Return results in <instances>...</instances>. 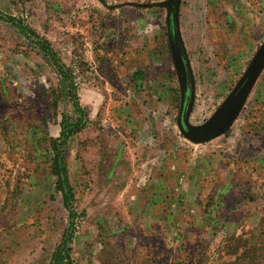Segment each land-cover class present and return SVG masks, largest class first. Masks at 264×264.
Returning <instances> with one entry per match:
<instances>
[{
    "label": "rangeland",
    "instance_id": "obj_1",
    "mask_svg": "<svg viewBox=\"0 0 264 264\" xmlns=\"http://www.w3.org/2000/svg\"><path fill=\"white\" fill-rule=\"evenodd\" d=\"M0 14L70 70L0 20V264H50L71 221L74 264H264V0H0ZM75 95L71 220L51 144L81 118Z\"/></svg>",
    "mask_w": 264,
    "mask_h": 264
},
{
    "label": "trees",
    "instance_id": "obj_2",
    "mask_svg": "<svg viewBox=\"0 0 264 264\" xmlns=\"http://www.w3.org/2000/svg\"><path fill=\"white\" fill-rule=\"evenodd\" d=\"M0 20L11 23L18 31L19 35L22 36L29 45H33L35 51L58 70L61 80L63 82L68 81L67 73L70 72V70L62 63L58 53L53 49L48 40L41 37L35 30L18 18L0 14ZM73 104L75 113L80 115L81 118H77L71 123L65 119L62 124L60 137L51 144L52 151L55 153V157L52 159V174L59 179L58 190L63 196L64 205L69 211V218L71 220H73L77 212L74 206L75 196L68 179L65 147L72 136L78 134L87 127V124L83 123L82 114L84 112L77 100V95L73 96ZM83 117H85L84 114ZM87 117L86 115L85 118L87 119ZM75 233L74 223L71 221L69 229L66 230L63 236L62 244L56 249L50 264H74L71 245Z\"/></svg>",
    "mask_w": 264,
    "mask_h": 264
},
{
    "label": "water",
    "instance_id": "obj_3",
    "mask_svg": "<svg viewBox=\"0 0 264 264\" xmlns=\"http://www.w3.org/2000/svg\"><path fill=\"white\" fill-rule=\"evenodd\" d=\"M187 116H188V115H186V119H185L186 122H187ZM201 131H202V130H201ZM201 131H200V133L198 134L199 137H200V135H201V133H202Z\"/></svg>",
    "mask_w": 264,
    "mask_h": 264
}]
</instances>
